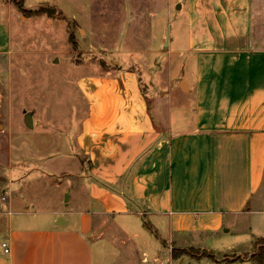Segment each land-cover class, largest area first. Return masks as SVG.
Listing matches in <instances>:
<instances>
[{
    "label": "crops",
    "instance_id": "obj_1",
    "mask_svg": "<svg viewBox=\"0 0 264 264\" xmlns=\"http://www.w3.org/2000/svg\"><path fill=\"white\" fill-rule=\"evenodd\" d=\"M97 3L88 0L108 17ZM118 3L116 52L130 58L76 76L84 111L71 142L60 136L54 152L46 144L32 150L40 159L24 153L14 167L13 137L2 130L0 264H259L256 251L214 239L240 230L264 239V0ZM11 53L0 23V78ZM137 53H151L158 68L162 55L183 60L154 109L133 66ZM171 94L175 121L164 106ZM32 171L47 197L62 188L65 199L30 210L36 202L23 188ZM174 250L184 253L173 258Z\"/></svg>",
    "mask_w": 264,
    "mask_h": 264
},
{
    "label": "rangeland",
    "instance_id": "obj_2",
    "mask_svg": "<svg viewBox=\"0 0 264 264\" xmlns=\"http://www.w3.org/2000/svg\"><path fill=\"white\" fill-rule=\"evenodd\" d=\"M96 1L95 10H104L105 5L106 11H111L108 17L102 18L98 12H93L88 0H0V23L9 30L12 49L10 69L0 78V135L3 129L11 131L14 167L18 165V155L26 153V158L36 157L38 153L33 151H44L46 144L54 152L60 136L63 142H71V134L77 129L84 111L83 100L74 85L76 76L83 72L96 73L103 67L112 68L118 65L117 61L127 64L125 59L130 58L116 52L124 20L119 11L120 0ZM17 4L27 13L22 12ZM39 8L46 11L36 14L35 10ZM99 13L103 15L102 11ZM175 30L176 25H173L172 34ZM152 32L154 34L155 30ZM131 57L154 109V98L159 99L164 95L161 93L169 89L170 79L178 73V65L183 60L175 54L169 57L162 55L158 57L161 63L158 68L151 53H137ZM175 97L171 94L164 101L166 109H171L174 121L180 117ZM25 113L31 114L32 128L23 122ZM4 134L6 136V132ZM1 138L5 140V137ZM1 149L4 153V145ZM2 174L0 169V197L7 194ZM39 174L32 171L23 188L36 202L34 208H29L33 211L49 210L56 198L62 196L65 199V195H61L62 188L50 189L52 191L47 197L45 190L49 189L38 178ZM0 205L1 211H6L4 202ZM255 239L245 230H240L238 234H220L214 243L226 245L237 242L235 251L261 250L254 262L261 258L264 264V247L256 246ZM199 253L193 251L194 255Z\"/></svg>",
    "mask_w": 264,
    "mask_h": 264
},
{
    "label": "trees",
    "instance_id": "obj_3",
    "mask_svg": "<svg viewBox=\"0 0 264 264\" xmlns=\"http://www.w3.org/2000/svg\"><path fill=\"white\" fill-rule=\"evenodd\" d=\"M21 1V0H20ZM17 3H19V2H17ZM18 5V7L22 10V12H24V13H27L25 10H23L22 8H21V5L20 4H17ZM36 11V14H39V13H43V12H45L46 10L44 9V8H39L38 10H35ZM255 244L256 245H259V247H264V239H259V238H257V239H255ZM261 251V250H260ZM260 251L259 252H257V254L255 255V257L256 256H260ZM181 253H184V252H182L181 250H174V251H172V257L173 258H176L179 254H181ZM190 255H191V257L194 259V260H199L200 258H208V259H212V256H210V255H208V254H206V253H204V252H202L201 254H193V250H189V252H188ZM237 259V258H236ZM259 260V264H261V258H257V261Z\"/></svg>",
    "mask_w": 264,
    "mask_h": 264
},
{
    "label": "water",
    "instance_id": "obj_4",
    "mask_svg": "<svg viewBox=\"0 0 264 264\" xmlns=\"http://www.w3.org/2000/svg\"><path fill=\"white\" fill-rule=\"evenodd\" d=\"M24 124L28 127V128H32L33 124H32V117L30 113H25L24 114V120H23Z\"/></svg>",
    "mask_w": 264,
    "mask_h": 264
},
{
    "label": "built area",
    "instance_id": "obj_5",
    "mask_svg": "<svg viewBox=\"0 0 264 264\" xmlns=\"http://www.w3.org/2000/svg\"><path fill=\"white\" fill-rule=\"evenodd\" d=\"M1 201H5V196H2ZM2 247L4 248V252L7 253L9 251L8 247L6 246V244H2Z\"/></svg>",
    "mask_w": 264,
    "mask_h": 264
}]
</instances>
